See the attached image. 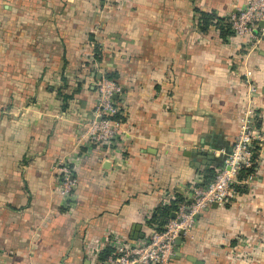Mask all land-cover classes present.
I'll return each instance as SVG.
<instances>
[{
    "label": "crops",
    "instance_id": "crops-1",
    "mask_svg": "<svg viewBox=\"0 0 264 264\" xmlns=\"http://www.w3.org/2000/svg\"><path fill=\"white\" fill-rule=\"evenodd\" d=\"M246 1L0 0V264H97L102 240L142 239L156 208L230 152L245 72L264 139V33L246 44L199 26ZM106 73L120 86L111 147L85 136ZM60 159L73 168L68 206ZM257 159L246 193L199 213L169 264H264V144Z\"/></svg>",
    "mask_w": 264,
    "mask_h": 264
},
{
    "label": "built area",
    "instance_id": "built-area-1",
    "mask_svg": "<svg viewBox=\"0 0 264 264\" xmlns=\"http://www.w3.org/2000/svg\"><path fill=\"white\" fill-rule=\"evenodd\" d=\"M233 35L251 43L256 36L264 33V0H247L245 5L234 14L227 17ZM261 24H263L261 26ZM247 84V99L244 110L238 122V133L233 141L230 152L222 154L221 165L214 177L206 185L195 183L181 190V201L176 204V210L162 227L156 223L145 222V234L142 239L129 241L107 239L99 242L100 249H95L97 264H169L175 253V240L180 232L183 236L194 225V217L211 204L223 206L237 197L234 186L248 185L258 169V156L263 148L264 139L255 128V87L250 83V73L245 72ZM120 86L111 80L102 78L96 84L97 100L94 106L93 119L86 128V143L111 147L116 143L118 121L112 119L120 114L119 106L113 96L118 94ZM254 167V174L239 179L242 169ZM59 195L64 200V206L70 204L74 187L73 168L67 159L58 160L56 167ZM176 197H174L175 199ZM173 199V200H174ZM182 236V237H183ZM111 248L112 254L103 262L98 261V255L104 248Z\"/></svg>",
    "mask_w": 264,
    "mask_h": 264
},
{
    "label": "trees",
    "instance_id": "trees-1",
    "mask_svg": "<svg viewBox=\"0 0 264 264\" xmlns=\"http://www.w3.org/2000/svg\"><path fill=\"white\" fill-rule=\"evenodd\" d=\"M221 24H223V27L226 26L229 33L233 34L230 28V24L228 22V18L220 19V18H216L212 14H206V13L201 14L199 17V26H200L201 31H206V29L210 25H214L215 28L222 29ZM98 54L99 53H98L97 47H95L94 57L96 59L98 58L97 57ZM115 77H116V74L114 73H106L104 76L105 79L111 80L115 82L116 84H118ZM112 119L119 122L120 114L115 115L114 117H112ZM254 167L255 166H253L252 168H248V169H242L239 172L238 178L243 179V178H246L248 175H253ZM213 177H214V174L210 173L209 176L206 177V179L203 181L202 185L208 184ZM234 188H235V192H237L238 195L244 194L247 191L246 186L236 185L234 186ZM175 197L176 198L172 200L167 206L158 207L152 213V216L149 222L156 223L159 230H161V227L171 218L172 213L176 210V204L179 203L182 199L180 195H176ZM111 254H112L111 248H108V247L104 248L98 255V261L103 262Z\"/></svg>",
    "mask_w": 264,
    "mask_h": 264
},
{
    "label": "water",
    "instance_id": "water-1",
    "mask_svg": "<svg viewBox=\"0 0 264 264\" xmlns=\"http://www.w3.org/2000/svg\"><path fill=\"white\" fill-rule=\"evenodd\" d=\"M262 25L263 24H261V26ZM98 78H100V76H98ZM114 98H115V95L113 96V99ZM195 153H197V155L199 156L200 159H204L205 161L207 160V165H210V161H212L214 159L210 152H205L202 150H196ZM221 161H222V159H221ZM214 206H215V204H214ZM196 217L197 216H195L194 218H196ZM171 218H174V214L171 215ZM182 236H183V232H180L179 236L175 240V246H178L181 243ZM179 255H180L179 252H175L172 260L177 259L179 257ZM188 260H190L193 264H201V262L197 261L194 258H189Z\"/></svg>",
    "mask_w": 264,
    "mask_h": 264
},
{
    "label": "rangeland",
    "instance_id": "rangeland-1",
    "mask_svg": "<svg viewBox=\"0 0 264 264\" xmlns=\"http://www.w3.org/2000/svg\"><path fill=\"white\" fill-rule=\"evenodd\" d=\"M255 252H256V246H255L254 242L251 243V241H250L249 242V248H248L246 254H244V256H246L247 254L255 253Z\"/></svg>",
    "mask_w": 264,
    "mask_h": 264
}]
</instances>
